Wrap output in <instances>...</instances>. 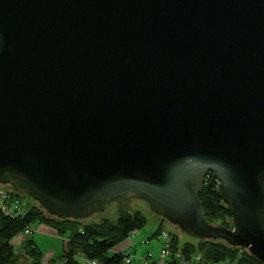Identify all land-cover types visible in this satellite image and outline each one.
Here are the masks:
<instances>
[{
  "label": "water",
  "instance_id": "water-1",
  "mask_svg": "<svg viewBox=\"0 0 264 264\" xmlns=\"http://www.w3.org/2000/svg\"><path fill=\"white\" fill-rule=\"evenodd\" d=\"M2 184L66 220L145 200L264 264V0H0Z\"/></svg>",
  "mask_w": 264,
  "mask_h": 264
},
{
  "label": "trees",
  "instance_id": "trees-1",
  "mask_svg": "<svg viewBox=\"0 0 264 264\" xmlns=\"http://www.w3.org/2000/svg\"><path fill=\"white\" fill-rule=\"evenodd\" d=\"M203 182V189L198 198L202 203L206 221L230 228L231 214L227 212L225 203L217 193L219 181L208 172ZM7 192L11 197L20 198L15 189L13 192ZM21 211L20 214L13 216L0 210V264H41L42 253L33 241L27 242L21 254L15 252L12 244L16 236L24 235L25 229L32 230L36 223L50 226L65 239L66 249L59 255L58 261L53 260V264H80L77 257H82L90 263L95 261L99 264H124L123 260L127 253L114 250V246L147 224V217L139 211L121 213L116 222L104 218L98 223L55 218L42 210L38 203ZM164 221L165 219L161 217L160 222ZM162 230L159 227L152 237H156ZM170 235L172 251L181 250L186 259L200 255L199 264H222L231 261L235 264H261L247 250L229 246L221 239L208 240L191 236L192 239L181 243L174 233Z\"/></svg>",
  "mask_w": 264,
  "mask_h": 264
},
{
  "label": "rangeland",
  "instance_id": "rangeland-1",
  "mask_svg": "<svg viewBox=\"0 0 264 264\" xmlns=\"http://www.w3.org/2000/svg\"><path fill=\"white\" fill-rule=\"evenodd\" d=\"M13 189L7 184L0 185V191L4 190L13 192ZM18 193L20 194V198L17 199L13 196L10 197V199L11 201L14 200L19 202L23 211H25V209L29 206L37 205V201L32 200L26 194H22L19 191ZM105 208L106 209L104 211L94 213L89 218L81 219V221L86 223H98L101 222L102 219L107 218L110 221L112 220L116 222L121 213H132L134 211H139L142 215L147 217V224L143 229L133 232V234H130V236L125 238L123 242L113 248L114 250L121 252L124 251V253L126 251H131L132 253H127V256H131L130 259L133 264H154L159 260L158 257L162 246V240L157 237H152L159 227L168 232L169 235L170 233H174L179 237L181 243L192 239L191 236L181 231L178 226L172 225L167 219H165L163 223L160 222L162 216L160 217V215L155 212L153 213L145 200L132 199L131 203H111ZM214 224L218 225V223ZM31 232L32 233L30 235L26 236L25 234H20L12 240L15 252L20 254L23 253V248L26 247L28 244L27 242L33 241L42 253L41 264H53V260L58 261L59 255H61L66 249L65 239H62L53 228L48 225L46 226L45 224L36 223L33 225ZM160 232L162 231H159V233ZM148 237L151 239L148 243H146L145 239H148ZM148 252H151L152 257L149 259V263H146L144 259ZM77 261L80 264H90V262L86 261L82 257H77Z\"/></svg>",
  "mask_w": 264,
  "mask_h": 264
},
{
  "label": "built area",
  "instance_id": "built-area-1",
  "mask_svg": "<svg viewBox=\"0 0 264 264\" xmlns=\"http://www.w3.org/2000/svg\"><path fill=\"white\" fill-rule=\"evenodd\" d=\"M10 194L7 191H0V210L1 212H5L10 215H18L21 211V205L17 201H11ZM25 235L31 234V230L25 229L23 232ZM160 238L162 241L161 250L159 253L158 261L154 264H199L201 262L200 255H195L194 257H189L188 259L184 258V254H182L181 250H177V252H173L171 248L172 237L168 234V232L162 230L156 236ZM131 256L124 257V264H131L132 260ZM152 254L148 252L145 257V262L149 263V259H151ZM90 264H99L98 262L92 261ZM222 264H235L234 261L231 262H223Z\"/></svg>",
  "mask_w": 264,
  "mask_h": 264
},
{
  "label": "crops",
  "instance_id": "crops-1",
  "mask_svg": "<svg viewBox=\"0 0 264 264\" xmlns=\"http://www.w3.org/2000/svg\"><path fill=\"white\" fill-rule=\"evenodd\" d=\"M154 238H155V237H154ZM60 239H61V238H60ZM150 239H151V238H149V237H148V239L146 238V239H145V242L148 243ZM20 244H22V243H20ZM116 251H118V250H116ZM118 252H121V251H118ZM123 252H124V251H123ZM123 252H122V253H123ZM125 253H132V252H131V251H126ZM131 264H133V263H131Z\"/></svg>",
  "mask_w": 264,
  "mask_h": 264
}]
</instances>
